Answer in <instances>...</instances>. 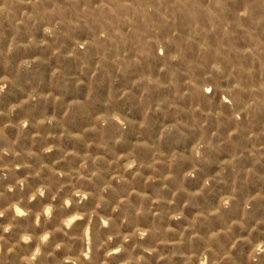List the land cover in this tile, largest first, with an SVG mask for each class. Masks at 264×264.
Here are the masks:
<instances>
[{
	"label": "rangeland",
	"instance_id": "374dc122",
	"mask_svg": "<svg viewBox=\"0 0 264 264\" xmlns=\"http://www.w3.org/2000/svg\"><path fill=\"white\" fill-rule=\"evenodd\" d=\"M0 264H264V0H0Z\"/></svg>",
	"mask_w": 264,
	"mask_h": 264
},
{
	"label": "clouds",
	"instance_id": "9594fccd",
	"mask_svg": "<svg viewBox=\"0 0 264 264\" xmlns=\"http://www.w3.org/2000/svg\"><path fill=\"white\" fill-rule=\"evenodd\" d=\"M17 211H18V214H22V213H19V210H17ZM24 239H25V241H27L29 238L28 237H24ZM44 239L46 240L47 239V236H45Z\"/></svg>",
	"mask_w": 264,
	"mask_h": 264
}]
</instances>
